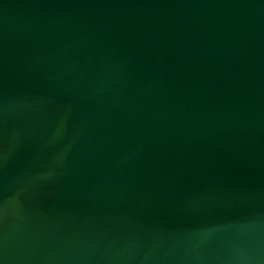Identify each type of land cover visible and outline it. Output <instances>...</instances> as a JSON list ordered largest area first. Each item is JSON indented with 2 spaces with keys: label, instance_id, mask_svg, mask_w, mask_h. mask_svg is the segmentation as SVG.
Masks as SVG:
<instances>
[{
  "label": "water",
  "instance_id": "1",
  "mask_svg": "<svg viewBox=\"0 0 264 264\" xmlns=\"http://www.w3.org/2000/svg\"><path fill=\"white\" fill-rule=\"evenodd\" d=\"M0 264H264V0H0Z\"/></svg>",
  "mask_w": 264,
  "mask_h": 264
}]
</instances>
